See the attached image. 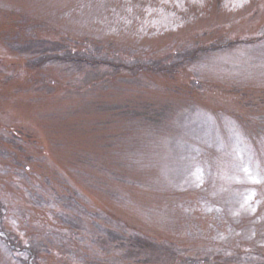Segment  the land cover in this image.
<instances>
[{
    "label": "rangeland",
    "instance_id": "obj_1",
    "mask_svg": "<svg viewBox=\"0 0 264 264\" xmlns=\"http://www.w3.org/2000/svg\"><path fill=\"white\" fill-rule=\"evenodd\" d=\"M0 264H264V0H0Z\"/></svg>",
    "mask_w": 264,
    "mask_h": 264
},
{
    "label": "trees",
    "instance_id": "obj_2",
    "mask_svg": "<svg viewBox=\"0 0 264 264\" xmlns=\"http://www.w3.org/2000/svg\"><path fill=\"white\" fill-rule=\"evenodd\" d=\"M92 59H94V60H89L88 62H87V60H85V59H83L82 57L81 58H74L73 60H74V63H87V64H108L109 62H104V61H99V60H103V59H99V56H95L94 58H92ZM115 67H119V64L118 65H116ZM12 253V255H15L16 256V252H11ZM18 255V254H17Z\"/></svg>",
    "mask_w": 264,
    "mask_h": 264
}]
</instances>
